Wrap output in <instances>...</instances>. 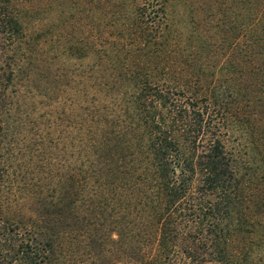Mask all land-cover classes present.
Wrapping results in <instances>:
<instances>
[{"label": "trees", "instance_id": "trees-1", "mask_svg": "<svg viewBox=\"0 0 264 264\" xmlns=\"http://www.w3.org/2000/svg\"><path fill=\"white\" fill-rule=\"evenodd\" d=\"M167 1L115 0L125 16L108 58L119 66L116 105L86 118L78 164H15L0 151V264H49L63 230L79 226L89 236L99 218L124 235L131 264H252L263 217L253 210L264 209V186L222 128L233 101L250 114L243 85L264 61V0H238L242 22L230 54L240 55L226 60L209 38L188 52L173 46ZM30 40L20 8L0 0V119L11 108L9 86L31 67ZM87 50L99 60L107 54L94 43ZM53 140L36 139L34 156H47ZM42 173L52 188L40 185ZM29 202L35 218L20 213Z\"/></svg>", "mask_w": 264, "mask_h": 264}, {"label": "rangeland", "instance_id": "rangeland-1", "mask_svg": "<svg viewBox=\"0 0 264 264\" xmlns=\"http://www.w3.org/2000/svg\"><path fill=\"white\" fill-rule=\"evenodd\" d=\"M13 4L22 11L30 34L32 60L27 72L8 88L13 97L7 99L12 103L9 114L0 119V151L10 154L15 164L35 157L38 161L52 158L51 165L55 167L68 162L75 166L81 157L77 134L86 118L96 115L100 108L112 111L116 105L117 88L111 81L119 66H111L108 58L114 54L113 46L119 47L118 28L124 12L118 14L120 17L116 14L115 0H13ZM241 18L238 0H168L167 39L173 46L175 40L188 52L191 45L209 38L218 43L220 59L238 57V48L233 54L230 51L239 37ZM91 43L106 48V56L99 60L87 52ZM262 63L243 85L250 98L249 116L238 112L239 103L233 101L222 131L227 147L237 153L241 165L249 167L264 186V165L257 151L263 149L264 141ZM7 123L8 132L4 130ZM39 137L56 140L55 146L48 141L44 144L47 156H34ZM46 174L42 173L46 179L40 185L49 183ZM30 203L23 205L20 213L35 218V205ZM261 210H253L257 217H263L262 225L255 231L254 239L260 242L254 246L252 264H264V209ZM109 221L99 218L91 226L89 236L79 226L74 231L63 230L49 264H131L126 238L119 237Z\"/></svg>", "mask_w": 264, "mask_h": 264}]
</instances>
